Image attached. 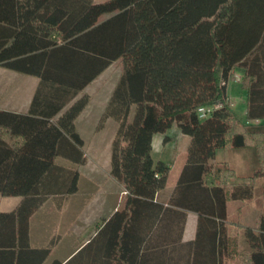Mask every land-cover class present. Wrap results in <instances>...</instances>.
Instances as JSON below:
<instances>
[{
	"label": "trees",
	"instance_id": "1",
	"mask_svg": "<svg viewBox=\"0 0 264 264\" xmlns=\"http://www.w3.org/2000/svg\"><path fill=\"white\" fill-rule=\"evenodd\" d=\"M113 61L120 73L97 129L115 122L108 174L124 194L51 264H264V211L250 226L228 209L264 193V0H0V66L38 78L27 112L0 109V194L21 196L0 212V264H41L53 248L55 238L31 246L30 217L77 192L86 157L75 120L84 88ZM235 70L247 122L227 94ZM202 106H212L204 117ZM174 122L186 157L163 200L170 162L153 158L151 142ZM244 147L251 173L214 159Z\"/></svg>",
	"mask_w": 264,
	"mask_h": 264
},
{
	"label": "rangeland",
	"instance_id": "2",
	"mask_svg": "<svg viewBox=\"0 0 264 264\" xmlns=\"http://www.w3.org/2000/svg\"><path fill=\"white\" fill-rule=\"evenodd\" d=\"M108 15L109 13H104L101 15L100 19H104ZM12 72L14 71L12 70ZM15 73L37 78L35 75L31 74L21 72ZM119 73L120 65L117 61H113L84 88V92L88 93L90 96L89 103L85 107L86 109L84 108L85 110L81 113L86 120L85 126L81 129L86 138L85 145L83 146L86 160L85 163L78 166L80 172L78 190L73 196L74 202L77 205L76 213L84 219H89L90 217L91 202L99 200L104 201L106 193L110 190L109 185H111V183L108 180L110 178H108L107 174L110 143L109 145H107L108 143L103 144V141H107L108 135H111L112 138L115 129V122L113 119H107L105 125L102 128L97 129V122L100 115H96V112L99 109L100 104L108 98ZM238 80V71L235 70L227 80V94L234 111L244 122H247L244 101L245 91L241 90ZM87 122H90L89 126L87 125ZM261 123H264V119L261 120ZM94 124H96L95 127ZM168 134L172 136V143L169 144L164 152L167 161L170 162L168 181L165 186L166 190L172 188L176 182L180 168L186 157V144L188 142V137L185 136L187 139L183 138L182 135H184V133L178 129L175 122L168 128ZM96 137H99V139ZM154 158H157L156 153L154 154ZM57 159L63 163H69V161L64 158L58 157ZM214 159L228 160L231 166L237 168L241 173L253 172L254 152L251 147L239 149H217ZM244 160L246 161V164L243 165ZM91 190L93 191L91 192ZM111 197L112 195L110 196V199ZM107 199L109 200V198ZM85 203H87V206L84 208ZM228 209L232 219L238 217L246 224L254 226L258 210L262 209L264 211V193L262 196L246 203L239 201L230 202L228 204Z\"/></svg>",
	"mask_w": 264,
	"mask_h": 264
},
{
	"label": "crops",
	"instance_id": "3",
	"mask_svg": "<svg viewBox=\"0 0 264 264\" xmlns=\"http://www.w3.org/2000/svg\"><path fill=\"white\" fill-rule=\"evenodd\" d=\"M3 68L6 67L0 66V109L22 113L27 112L38 78L28 77L24 74L15 73L18 71L13 70L14 72H12V69ZM107 99L100 104L96 115L101 114L107 102ZM83 119L84 115H79L75 120V127L83 139L84 146L86 138L83 135L81 129H83V127L85 126L86 120L84 119L83 121ZM89 124L90 122H87L88 126ZM95 125L96 124H94V127ZM182 136L186 139L188 137L187 134H184ZM171 137L172 136L168 134V129H166L164 132H157L153 134L151 142V154L153 158L154 154H157V158L154 159L167 161L164 152L169 144L172 143ZM96 138L99 139V137ZM110 138L111 135H108L107 141L104 140L103 144L108 143L107 145H109ZM244 164H246L245 160L243 161V165ZM108 165L109 155L107 169ZM108 178H110L108 180L111 183V185H109L110 190L108 191V193H106L104 201L99 200L91 202V214L89 219L81 218V216L76 213L77 205L74 202L73 197L75 194L67 196L60 204L58 200L54 201L53 199H49L31 215L29 222V240L31 246H42L48 243L52 238L56 239L53 248L41 264H51L55 260H66L81 242H85L95 233L96 226L99 225L103 219L108 218L111 213L117 208L119 201L124 194V191L116 182V180L109 174ZM171 189L172 188L166 190L164 187L158 192V198L166 200L171 192ZM92 191L93 190H91V192ZM111 195L112 197L110 199ZM107 198H109V200ZM20 200L21 196L18 195L0 194V212L4 213L13 210L20 202ZM86 206L87 203L84 204V208ZM196 218L197 214L195 212H188L184 232L185 239H190L193 237Z\"/></svg>",
	"mask_w": 264,
	"mask_h": 264
},
{
	"label": "built area",
	"instance_id": "4",
	"mask_svg": "<svg viewBox=\"0 0 264 264\" xmlns=\"http://www.w3.org/2000/svg\"><path fill=\"white\" fill-rule=\"evenodd\" d=\"M212 109V106H202L198 108V115L200 117L206 116Z\"/></svg>",
	"mask_w": 264,
	"mask_h": 264
}]
</instances>
